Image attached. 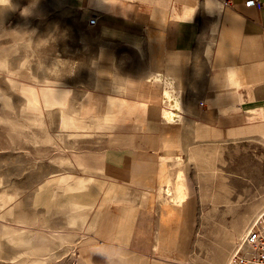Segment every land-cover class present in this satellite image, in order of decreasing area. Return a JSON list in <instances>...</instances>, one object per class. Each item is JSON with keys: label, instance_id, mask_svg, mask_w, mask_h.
I'll return each mask as SVG.
<instances>
[{"label": "rangeland", "instance_id": "374dc122", "mask_svg": "<svg viewBox=\"0 0 264 264\" xmlns=\"http://www.w3.org/2000/svg\"><path fill=\"white\" fill-rule=\"evenodd\" d=\"M92 18L87 0H0V264H114L84 254L81 242L96 232L108 205L137 197L157 210L158 223H183L180 257L194 223L188 264H228L244 248L246 230L264 225V137L187 141L153 187L107 178V126L102 108L87 98L99 39ZM25 88L34 89L36 104ZM42 88L63 101L46 105ZM65 114L78 127H66ZM180 171L190 201L185 210L166 190L175 189ZM85 177L125 190L111 200L103 191L92 210L74 218L68 187ZM43 245L48 249H34Z\"/></svg>", "mask_w": 264, "mask_h": 264}, {"label": "crops", "instance_id": "0c3cea01", "mask_svg": "<svg viewBox=\"0 0 264 264\" xmlns=\"http://www.w3.org/2000/svg\"><path fill=\"white\" fill-rule=\"evenodd\" d=\"M222 1L87 0L99 38L87 98L107 126V178L153 187L187 141L264 137V0ZM159 74L164 80L151 79ZM168 77L184 108V119L171 123L164 118ZM85 178L103 180L107 200L125 190ZM129 200L105 208L81 251L114 264H188L194 223L180 257L183 223H158L155 208Z\"/></svg>", "mask_w": 264, "mask_h": 264}, {"label": "bare ground", "instance_id": "6f19581e", "mask_svg": "<svg viewBox=\"0 0 264 264\" xmlns=\"http://www.w3.org/2000/svg\"><path fill=\"white\" fill-rule=\"evenodd\" d=\"M151 79L156 80V81H162V80H164L163 75H160V74L159 75H154ZM25 89H26L27 93L30 95V100H31L32 104L33 105H34V103L36 104L37 103L36 102L37 101V98H36V94H35L34 89H32V88H25ZM42 97H43V101L45 102L46 105H50L52 103H61L63 101L62 99H57L55 97V95L53 93V89H51V88H42ZM165 97H166L167 104H168V110H166L164 112V118L166 120H168V122H170V123L171 122H175V121L181 119L182 116H183L182 113L184 111L182 97H181V95L179 93L176 92V89H175L173 80L170 77L166 78ZM67 114H65L64 120H62V122L64 121V125L66 127H78L77 120L75 118H73L72 115H67ZM181 175H182V172L180 171L179 174H178V181H177V184L175 186V189L172 190L171 188H167L166 190L168 191V193H171L172 192V195H173L172 199H173L174 205L180 206L181 208H183V210H185L188 207H190L189 206V204H190L189 202L190 201H189V198L185 194V185H184V182L181 179L183 177V176L181 177ZM101 182H99V180H96V179L86 178V179H82L81 181H78L77 185H74V186L73 185H70L68 187V193H69L68 194V198H69L70 203L73 204L72 206H73V208L75 210L74 211L75 213L72 214L74 218L75 217H78V214L81 215L79 212H81L82 209H84V208H90V207L94 206V204L96 203V201L99 198V195H100V192H101V189H102ZM92 188H94V190ZM177 209H179V208H177ZM72 212H73V210H72ZM12 232H13V230H12ZM186 235H187L186 236L187 239L189 240L190 237H191V229H188L187 230V234ZM82 238H85V235L82 234ZM43 239H45L44 240V242H45L46 241V238L43 237ZM64 239H65V237H64ZM65 240H67V239H65ZM21 241L22 242H28V239L22 238ZM79 242H81V241H79ZM75 245H77V244H75ZM34 249H36L37 251L42 252V251L47 250L48 248L43 245L40 248L39 247L38 248L35 247ZM35 253H37V252H35ZM236 254H239V253L236 252L235 255ZM27 255H29V254H27ZM41 257H43V256H41ZM32 258L33 257H31V260H32ZM232 258H233V255H232V257L230 259H232ZM29 259H30V257H29ZM230 259L228 261L229 263L231 261ZM36 261H37V259H36ZM43 261L41 263L46 264L47 261L46 262H43ZM32 262L33 261H31V263ZM37 263H40V262H37Z\"/></svg>", "mask_w": 264, "mask_h": 264}, {"label": "built area", "instance_id": "2783aa9c", "mask_svg": "<svg viewBox=\"0 0 264 264\" xmlns=\"http://www.w3.org/2000/svg\"><path fill=\"white\" fill-rule=\"evenodd\" d=\"M223 4L230 5L231 0H223ZM257 0H248L246 5L257 4ZM264 12V2L262 3ZM97 19L92 18L90 24H96ZM239 254L233 256L229 264H264V225L254 223L245 232ZM247 246V248H246Z\"/></svg>", "mask_w": 264, "mask_h": 264}]
</instances>
